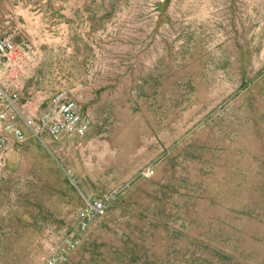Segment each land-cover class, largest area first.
I'll return each instance as SVG.
<instances>
[{
    "label": "rangeland",
    "instance_id": "obj_1",
    "mask_svg": "<svg viewBox=\"0 0 264 264\" xmlns=\"http://www.w3.org/2000/svg\"><path fill=\"white\" fill-rule=\"evenodd\" d=\"M0 38V264H264V0H0ZM61 89L89 130L35 136Z\"/></svg>",
    "mask_w": 264,
    "mask_h": 264
},
{
    "label": "built area",
    "instance_id": "obj_2",
    "mask_svg": "<svg viewBox=\"0 0 264 264\" xmlns=\"http://www.w3.org/2000/svg\"><path fill=\"white\" fill-rule=\"evenodd\" d=\"M0 57L3 59L1 64L6 78L17 76L30 59L28 51L9 38H0ZM11 110H18L16 103L0 83V155L6 149L10 139L16 143H21L25 139L24 131L9 118ZM22 118L35 136L45 133L53 142L60 141L65 135L82 137L90 127L89 118L79 111L75 100L63 89L51 95L48 112L39 120L33 121L28 113H24ZM152 173L153 170L150 168H146L144 171L146 176ZM104 207L101 200L94 199L88 202L80 212L81 227H85L86 218L101 213ZM76 243V240H70L67 242V246L73 247ZM56 261L57 258L47 259L44 264H55Z\"/></svg>",
    "mask_w": 264,
    "mask_h": 264
},
{
    "label": "crops",
    "instance_id": "obj_3",
    "mask_svg": "<svg viewBox=\"0 0 264 264\" xmlns=\"http://www.w3.org/2000/svg\"><path fill=\"white\" fill-rule=\"evenodd\" d=\"M31 12V11H30ZM25 13H28V9H26L25 10ZM33 15H34V17H36V15H35V13H33ZM28 41L30 42V44L29 43H27L26 45L27 46H29V48H31V50L32 49H34V50H32V52H33V56H31V59H32V62H39L40 60H39V56H37V55H35V52H37V51H40V47H41V45L40 44H34V40H30V39H28ZM31 45V46H30ZM33 57V58H32ZM34 64V63H33ZM33 64H31L32 66H34ZM4 78V74H3V72H1L0 73V80H2ZM7 90H9L8 88H7ZM13 92V90H10V93H12ZM34 94L36 95V96H38V99H42V98H46V97H48L49 99H50V97H51V95L53 94H46V92L45 91H42V90H35V92H34ZM48 104H49V102H48Z\"/></svg>",
    "mask_w": 264,
    "mask_h": 264
}]
</instances>
